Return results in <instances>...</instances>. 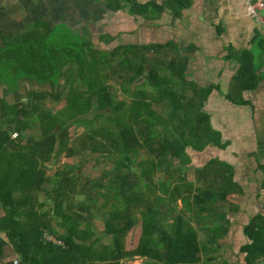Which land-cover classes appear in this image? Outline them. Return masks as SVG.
Returning a JSON list of instances; mask_svg holds the SVG:
<instances>
[{
    "label": "trees",
    "instance_id": "obj_1",
    "mask_svg": "<svg viewBox=\"0 0 264 264\" xmlns=\"http://www.w3.org/2000/svg\"><path fill=\"white\" fill-rule=\"evenodd\" d=\"M125 1L132 13L148 18L149 7ZM155 1L150 5L159 14L166 7L178 13L191 4L163 0L159 7ZM48 35L49 29L29 30L13 41L0 31V84L13 90L23 78L50 84L48 90L31 91L26 101L10 104L0 99V123L6 126H0V206L5 212L0 217V256L10 247L20 264H124L136 258H143L144 264H206L194 218L210 210L209 202L218 197L225 201L232 191L221 197L201 187V175L217 162L198 172L195 184L186 181L182 169L188 166L189 148L203 152L220 144L202 110L209 93L186 80L180 60L161 65V70L149 57L156 46L124 45L104 52L91 43L53 46L47 43ZM147 66L152 70L146 71ZM114 77L121 85H134L130 101L113 96L109 80ZM48 99L64 101V106L54 112L45 104ZM33 127L38 139L29 134ZM71 127L83 129L73 140ZM14 132L18 145L6 148ZM27 132L30 138L21 147ZM18 153L27 156L18 158ZM62 154L67 159L98 156L96 165L109 168L94 180L63 170L49 178L40 164ZM160 175L163 180L156 184ZM15 185L23 190L10 188ZM41 193L52 206L39 214L45 207L35 205ZM178 200L192 203L194 216L179 211ZM101 212L102 235L109 240L105 245L94 223ZM140 221L139 245L128 250L127 235ZM44 230L62 246L46 243ZM243 233L248 243L239 251L245 264H264V213L251 217Z\"/></svg>",
    "mask_w": 264,
    "mask_h": 264
},
{
    "label": "crops",
    "instance_id": "obj_2",
    "mask_svg": "<svg viewBox=\"0 0 264 264\" xmlns=\"http://www.w3.org/2000/svg\"><path fill=\"white\" fill-rule=\"evenodd\" d=\"M115 1L0 0V31L14 41L20 33L44 29H49L50 33L59 26L73 36L78 34L83 39L81 43L103 46L110 51L124 45L156 46L157 50H152L149 57L159 62L161 70L164 68L161 65L182 61L186 80L198 91L209 93L202 110L220 140L219 146L211 145L203 152L186 150L185 161L189 163L182 169L183 176L195 184L197 173L217 162L222 167L217 164L215 169L202 174L201 187L219 192L221 197L232 191L225 201L218 197L209 202L210 210L194 218L203 250L201 260L206 264H245L244 254L239 251L248 243L243 226L254 215L264 213V10L259 13L263 21L260 24L246 15L242 0H191V4L178 13L166 7L160 14L150 5L153 0H135L138 6L149 7L146 18L132 13L125 0L118 4ZM155 4L160 7L163 0H156ZM116 5L120 9H111ZM147 68L150 69L146 71L152 70V66ZM164 74L170 76L171 72L164 69ZM35 85L36 82L29 78L21 79L14 90L0 84V99L10 104L26 101ZM46 85L50 89V84ZM188 91L190 95L191 87ZM33 136L38 139L37 135ZM29 138L23 135L20 146L25 147ZM18 139V133H12L11 145L6 148L12 149L13 143L17 146ZM18 154V158L27 156V153ZM61 158L67 159L64 154L59 155L46 164L41 163L40 169L52 178L59 172L55 164L62 161ZM76 159L80 163L78 166ZM97 159L98 156L88 154L67 159L69 162L63 171L86 179L80 171L87 161ZM160 176L155 183L161 182ZM10 188L23 190L19 185ZM32 202L34 204V200ZM49 203L42 193L39 194L35 205L45 207L38 213L49 212ZM102 206L100 199L99 207ZM176 208L194 216L190 202L178 200ZM4 215L0 206V217ZM98 216L102 218V212ZM135 230L138 235L131 242ZM141 232L140 221L127 235L128 250L138 247ZM14 257L15 253L8 247L0 256V264H13ZM136 259L144 264L143 258Z\"/></svg>",
    "mask_w": 264,
    "mask_h": 264
},
{
    "label": "rangeland",
    "instance_id": "obj_3",
    "mask_svg": "<svg viewBox=\"0 0 264 264\" xmlns=\"http://www.w3.org/2000/svg\"><path fill=\"white\" fill-rule=\"evenodd\" d=\"M54 30L53 31H50L48 37H47V43L50 44V45H53V46H64V45H71L73 43H81V41L83 40L78 34L76 36H73L70 32H68L67 30H65L64 28L62 27H59V26H55L53 28ZM97 49L98 50H101V51H104V52H109L110 50L107 48H98V45H97ZM120 78L118 77L117 79L114 77V78H111L109 80V85H111V91L113 93V96L118 99V100H125V101H130V98L132 96V93H131V87L133 88L134 85H128V84H123L121 85L120 82ZM41 85V84H39ZM38 85V83H36L35 85V89H33V91L35 90H39V89H42V90H48L49 89V86L46 85V84H43L45 86H43L42 88H40ZM37 87H39L37 89ZM124 88H127L129 90L128 93H126L124 91ZM26 96V95H25ZM15 99H20V98H15ZM17 101V100H16ZM46 106L48 109L52 110V111H57L59 110L60 108H62L64 106V101H61L59 103H53L51 100H46ZM158 110H161V107H157ZM103 123L102 122H99L98 123V126L102 125ZM34 130L36 132H34ZM83 131V129L81 127H78V128H74V127H71L70 128V138H73L75 137L76 135H79L81 132ZM34 133V134H33ZM29 134H33V135H39V131L37 128L34 129L33 127V130L31 132H29ZM24 135L28 136V132L25 133ZM62 161H57L55 166H56V170L58 169L59 171L63 170L65 168V166H67V162H69V160H65L63 158H61ZM78 159H76L75 161V165L78 166L80 163L77 161ZM78 164V165H77ZM179 167V166H177ZM109 168V166H105V165H96V161H93V160H89L86 162V164L83 166V170L80 171L81 174H83V176L86 178V179H91V180H94V179H98L100 178V176L105 172V170ZM163 180V176L161 175L160 176V179L159 181H162ZM159 182H157L156 184H158ZM81 200V199H80ZM51 205V203H49ZM52 206V205H51ZM95 216L97 217L96 220H95V230H96V236H99L100 238V243L102 245H105L106 243L109 242L107 236L105 238L104 235H102V228H103V219L101 217H99L97 215V213L95 214ZM138 230H135L134 231V235L132 236V238H130V241L131 242H134L135 239L137 238V235L138 233H136ZM136 235V236H135ZM133 246V244H131V247ZM18 259V257H14L13 258V261L12 263ZM142 262H140L138 259L134 260V261H126L124 262V264H141Z\"/></svg>",
    "mask_w": 264,
    "mask_h": 264
},
{
    "label": "built area",
    "instance_id": "obj_4",
    "mask_svg": "<svg viewBox=\"0 0 264 264\" xmlns=\"http://www.w3.org/2000/svg\"><path fill=\"white\" fill-rule=\"evenodd\" d=\"M245 6V12L246 15L252 19H254L256 22L262 24V18L260 16V12L264 10V0H242ZM14 137H17V134L13 135ZM43 239L46 243H52L55 245H61L62 242L54 238L53 235H51L49 232L44 230L43 232ZM13 264H20V260L16 259Z\"/></svg>",
    "mask_w": 264,
    "mask_h": 264
},
{
    "label": "water",
    "instance_id": "obj_5",
    "mask_svg": "<svg viewBox=\"0 0 264 264\" xmlns=\"http://www.w3.org/2000/svg\"><path fill=\"white\" fill-rule=\"evenodd\" d=\"M147 69H150V68H147Z\"/></svg>",
    "mask_w": 264,
    "mask_h": 264
}]
</instances>
